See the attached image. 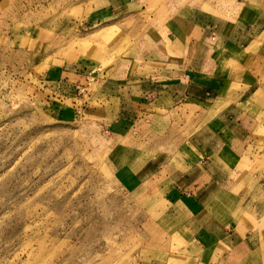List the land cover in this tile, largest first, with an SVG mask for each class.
<instances>
[{"label":"rangeland","instance_id":"rangeland-1","mask_svg":"<svg viewBox=\"0 0 264 264\" xmlns=\"http://www.w3.org/2000/svg\"><path fill=\"white\" fill-rule=\"evenodd\" d=\"M137 1L131 8L137 14L95 31L86 25L95 0H0V264H187L199 258L151 218L160 205L144 208L138 195L115 181L123 177L113 176L114 147L145 149L147 139L139 136L165 117L118 122L120 104L121 114L131 110L108 99L120 94L107 92L104 81L121 84L116 75L126 69L131 76L170 72L177 64L182 69L183 52L162 48L166 21L192 14L186 8L212 10L215 23L220 15L235 18L228 10H236V1ZM163 53L181 59L167 63ZM141 58L148 60L144 70ZM178 110V137L155 141L150 153L172 152L186 140L195 111ZM251 125L241 166L251 180L258 172L264 180V121ZM127 152L124 162L141 158Z\"/></svg>","mask_w":264,"mask_h":264},{"label":"crops","instance_id":"crops-1","mask_svg":"<svg viewBox=\"0 0 264 264\" xmlns=\"http://www.w3.org/2000/svg\"><path fill=\"white\" fill-rule=\"evenodd\" d=\"M235 1L236 10H228L237 13L235 18L220 15L215 23L212 10L186 8L193 15L179 13L166 21L162 48L183 52L182 69L177 64L170 72L151 69L137 76L126 69L116 75L121 84L111 77L104 81L107 92L120 94L108 99L124 101L131 110L121 114L120 104L118 122L165 117L139 136L147 139L145 149L115 146L110 166L115 178L123 177L115 181L138 195L144 208L160 205L151 218L171 231L174 241L195 249L199 258L192 256L187 264H264L263 172L251 180L241 166L251 140L249 126L264 121V0ZM138 6L137 0H95L86 25L101 31L99 26L112 19L137 14ZM159 55L171 64L181 59L174 53ZM142 59L144 70L148 60ZM135 77L140 80L133 81ZM132 82L140 86L127 88ZM182 106L195 111L184 143L172 152L150 153L155 141L178 137L173 125ZM124 151L140 154L142 160L124 162Z\"/></svg>","mask_w":264,"mask_h":264}]
</instances>
